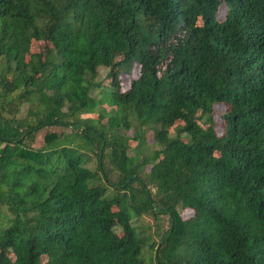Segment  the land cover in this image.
<instances>
[{
    "label": "trees",
    "instance_id": "16d2710c",
    "mask_svg": "<svg viewBox=\"0 0 264 264\" xmlns=\"http://www.w3.org/2000/svg\"><path fill=\"white\" fill-rule=\"evenodd\" d=\"M142 213L167 217L157 245ZM0 264H264V0H0Z\"/></svg>",
    "mask_w": 264,
    "mask_h": 264
},
{
    "label": "rangeland",
    "instance_id": "374dc122",
    "mask_svg": "<svg viewBox=\"0 0 264 264\" xmlns=\"http://www.w3.org/2000/svg\"><path fill=\"white\" fill-rule=\"evenodd\" d=\"M224 13H225L224 7L220 6L219 10L217 12V17L222 18ZM43 44H44L43 41L33 40L30 44V52L31 53L40 52L42 47H43ZM107 71L108 70L105 68H99L97 71L96 82L100 83V85L102 86L101 87L102 89L105 88L109 82L107 79H105ZM137 76H138V67L135 65L132 67L129 75L122 74L119 76V79H120L119 87H120V89L122 91L127 90L129 87L130 81L137 78ZM101 88H100V91L102 90ZM92 96H94L95 100H101L102 99L101 98L102 96L100 95L98 90H95L94 92H92ZM98 108H99V106L97 105L96 111H98ZM25 110H26V107L23 106L21 109V113H20L21 117L24 116ZM104 110L107 113L104 114V116L100 120L101 123H106V120L110 115V112L108 113L109 108L106 107V105H105ZM96 111H95V113L82 114L81 116H79V119H89V120H91L90 121L91 124H95L94 121L97 120V117H98ZM222 111H223V108L221 106L215 107L213 122H214V125H216V133L217 134L221 133V130L218 127L219 121H220L218 115ZM197 115H199V114H197ZM127 122H128V127H129L128 130L127 131L123 130L122 127H120V130H119L123 136H127L129 138L127 154H128V156L137 158L138 160L141 161L142 158L144 156H148L150 154V152L156 146L153 145L151 134L145 127L139 128L138 125L136 124V121L131 116H128ZM118 123L120 124L119 121H118ZM196 123L202 129L207 127V125H204L201 122V120H199V119H196ZM176 124L181 125L182 123L179 121V122H176ZM48 132L55 133L57 135H62L64 133L68 132V130L61 129L59 127L44 128V129L37 132V134L35 135L32 143H31V147H33V148L41 147L43 145V136ZM132 136H135V139H131ZM88 158H89V160L86 163V167H88L90 170H95V168H96L95 156L92 153H88ZM103 169H104L106 176L108 177V179L111 182H115L117 180L118 174L110 167L107 160L104 161V163H103ZM148 169H149V167H146V170H148ZM149 189H150L151 193H154L153 188L150 187ZM177 214L180 218L187 219L190 216H192V211L189 209L178 208ZM131 225L136 229V231L141 235V237H144V236L148 237L149 236L150 242H153L154 245H157L159 242V237L167 229L168 222H167V217H165V216L153 217L148 213L147 214L142 213V214H140V216L132 217ZM142 250L144 251L143 253L145 255H149L151 253V250H149L147 246H143Z\"/></svg>",
    "mask_w": 264,
    "mask_h": 264
}]
</instances>
